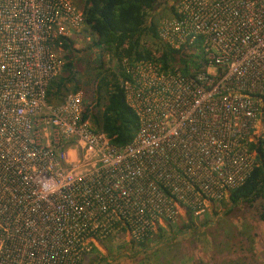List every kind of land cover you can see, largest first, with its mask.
<instances>
[{"label": "built area", "instance_id": "obj_1", "mask_svg": "<svg viewBox=\"0 0 264 264\" xmlns=\"http://www.w3.org/2000/svg\"><path fill=\"white\" fill-rule=\"evenodd\" d=\"M82 30L70 0H0V264H79L94 242H138L179 208L200 217L244 182L264 141V0L175 2L157 41H198L205 69H164L153 51L121 59L137 119L121 148L81 118L79 92L46 102L59 38Z\"/></svg>", "mask_w": 264, "mask_h": 264}, {"label": "trees", "instance_id": "obj_2", "mask_svg": "<svg viewBox=\"0 0 264 264\" xmlns=\"http://www.w3.org/2000/svg\"><path fill=\"white\" fill-rule=\"evenodd\" d=\"M80 1L85 30L94 37L88 49L95 48L99 54L108 56V61L112 64L111 67L103 68L100 60L94 61L96 71V83L93 90L94 103L91 107L83 109L81 118L88 119L94 129L101 131L107 137L110 144L121 148L132 140L137 129V119L126 104L121 87V80L124 78L120 67L121 59H126L131 63L149 59L151 50L144 48L141 44V39L148 36L156 40L157 48L154 49L155 53L158 52L156 60L164 69L169 65H175L181 74L188 75L204 71L206 62L198 41L187 49L179 48L178 50H172L157 41V22L147 21V18L155 9L158 0ZM169 9L172 13L173 6ZM59 41L63 63L59 73L49 81L46 89V102L53 105L60 103L67 93L78 91L73 83L75 74L72 64L74 50L72 40L59 38ZM250 149L255 153L254 165L244 182L228 192L226 200L230 208L227 209L226 214L231 213L233 206L238 204L250 206L257 200L264 199V141L251 144ZM263 210L264 208L258 216L261 220H264ZM184 214L185 223L181 225L179 231L189 230L193 226L192 215L188 212ZM170 224L166 223L169 226ZM152 232L153 230L148 232L138 242L129 240V244L142 248L150 239ZM244 234L234 228L226 233H219L217 237H222V239L213 242L211 264H247V258H253L251 248L253 234L247 235L246 238ZM244 244L248 246V249ZM232 252L240 255L232 258Z\"/></svg>", "mask_w": 264, "mask_h": 264}, {"label": "rangeland", "instance_id": "obj_3", "mask_svg": "<svg viewBox=\"0 0 264 264\" xmlns=\"http://www.w3.org/2000/svg\"><path fill=\"white\" fill-rule=\"evenodd\" d=\"M77 9H81L80 0H70ZM176 0H158L155 9L149 14L148 20L158 22L170 16V7ZM87 30L73 38V83L77 86L81 96L82 108L93 105V90L95 81L94 61L100 60L103 68L111 67L108 56L99 54L95 48L88 49L93 40ZM141 44L154 52L157 48L156 40L144 36ZM230 204L225 199L222 203L209 205L206 212L200 217H193V226L189 230H180L185 223V214L169 225H156L150 239L142 248L129 244L124 235L114 239H106L91 245L90 251L84 255L80 264H211L212 245L222 237L219 233H226L231 228L253 234L251 244L253 258H247V264L264 263V220L259 214L264 208V199L257 200L252 205L238 204L233 206L231 213L226 214ZM264 211V210H263ZM125 237V238H124ZM225 238V237H224ZM241 239V237H239ZM246 249L248 246L244 244ZM233 251V249H232ZM234 253V254H233ZM240 255V254H238ZM232 252V258L238 256Z\"/></svg>", "mask_w": 264, "mask_h": 264}, {"label": "crops", "instance_id": "obj_4", "mask_svg": "<svg viewBox=\"0 0 264 264\" xmlns=\"http://www.w3.org/2000/svg\"><path fill=\"white\" fill-rule=\"evenodd\" d=\"M179 211H180L181 213H183V214L186 212L183 208H179ZM93 245L96 246V245H97V242H94Z\"/></svg>", "mask_w": 264, "mask_h": 264}]
</instances>
